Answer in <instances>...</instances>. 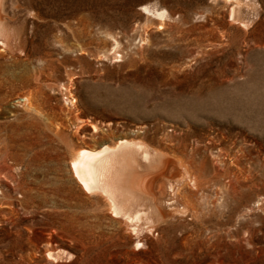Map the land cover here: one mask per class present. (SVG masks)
<instances>
[{
	"label": "rangeland",
	"instance_id": "1",
	"mask_svg": "<svg viewBox=\"0 0 264 264\" xmlns=\"http://www.w3.org/2000/svg\"><path fill=\"white\" fill-rule=\"evenodd\" d=\"M234 1L2 0L0 264H264V0ZM121 140L157 153L115 177L136 234L70 164Z\"/></svg>",
	"mask_w": 264,
	"mask_h": 264
},
{
	"label": "bare ground",
	"instance_id": "2",
	"mask_svg": "<svg viewBox=\"0 0 264 264\" xmlns=\"http://www.w3.org/2000/svg\"><path fill=\"white\" fill-rule=\"evenodd\" d=\"M240 1L241 0H236V2L234 1L235 6L231 9V19H233V20H235L238 8L240 7ZM1 9H2V0H0V31L2 29L1 28V22H2ZM154 11L156 12V14H155ZM154 11L151 10L150 8L145 7V10H144L143 14L145 15V20L147 22L151 20L150 16H156L162 21L167 15L166 11H160V12H158L157 10H154ZM162 24L163 23H161V25ZM159 27H162V26H159ZM2 31H1L0 34H2ZM6 35H7V33H6ZM0 37H1V35H0ZM112 37H113V42H114V46L112 48V51L115 54L114 58H117V57L122 58V55L117 53L118 50L120 49V42H119V40H118V38L116 36H112ZM24 100L27 102L26 105L28 107H30L29 98L26 97V98H24ZM91 128H92L93 133H97L98 130H99V128H98V126L96 124H92ZM136 151H140L141 160L143 161V163L150 164V166L155 164V163H157V161H156L157 153L155 151L151 152V150H149L146 146L140 145V144H136V143H133V142L128 141V140H121L114 146H104V147H102L99 150H89V149H85V148L80 149L76 154L73 155V157L71 158V162H70L71 168H72V170L74 172V175H75V178L77 179L78 183L82 186L84 191H86V193L91 194V195L100 193L103 196H105L107 198V201H109V206H110L111 213L115 217H124L123 219H125V221L127 220L131 224V226L129 225L131 227L130 230L133 233H135V234L138 233L141 230H140V228L138 227L137 224H134V222L142 216V215L140 216L139 213H137L139 210H137V212H133L132 207H131L132 203L135 201L134 200V196L135 195H133V193L135 191H133V193H132L133 196L131 195L128 198H126L125 201L130 206L129 207H125L123 205V203L121 202L120 198H119L120 195L124 196L125 192L123 190H121L120 186L115 183V181H116L115 177L118 175V172L121 173L125 169V167H124L125 165L124 164H125L126 159L129 157V155H132ZM138 171H139V169H138ZM126 173H128V172H126ZM187 176L189 177V175L183 174V176L181 177L183 182H184V180H185V178ZM128 177H126V178L127 179H131L130 178L131 176H128ZM189 178H191V177H189ZM190 182H192L191 179H190ZM127 184H128V182H127ZM127 184H126V186H127ZM180 184H181V182H180ZM179 187L180 186H178L177 189H179ZM127 188H128V186H127ZM130 188H133V186H130ZM138 188L144 189L145 191H147V190L149 191L150 187H148V183H146L145 180H142V181H140L138 183ZM167 189H169L170 193H172L173 190H174L172 187H168ZM201 189H203V188H201ZM126 194H129V193H126ZM130 194H131V191H130ZM176 194H171V196H175ZM173 203H174V201H171L170 204H173ZM144 212H145V210H144ZM146 218L147 217H145V219ZM148 220H150V218ZM153 226L155 227V225H153ZM145 229L147 231H149L150 233H152L151 232L152 230L149 227H146ZM141 242L140 243H136L135 246L140 248Z\"/></svg>",
	"mask_w": 264,
	"mask_h": 264
}]
</instances>
